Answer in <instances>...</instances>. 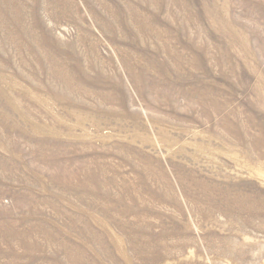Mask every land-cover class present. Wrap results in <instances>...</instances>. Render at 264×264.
<instances>
[{
    "label": "rangeland",
    "instance_id": "1",
    "mask_svg": "<svg viewBox=\"0 0 264 264\" xmlns=\"http://www.w3.org/2000/svg\"><path fill=\"white\" fill-rule=\"evenodd\" d=\"M0 264H264V0H0Z\"/></svg>",
    "mask_w": 264,
    "mask_h": 264
},
{
    "label": "bare ground",
    "instance_id": "2",
    "mask_svg": "<svg viewBox=\"0 0 264 264\" xmlns=\"http://www.w3.org/2000/svg\"><path fill=\"white\" fill-rule=\"evenodd\" d=\"M11 1V0H10ZM55 1V0H54ZM55 3V2H54ZM56 4V3H55ZM55 6V5H54ZM69 6V5H68ZM60 8V7H59Z\"/></svg>",
    "mask_w": 264,
    "mask_h": 264
}]
</instances>
